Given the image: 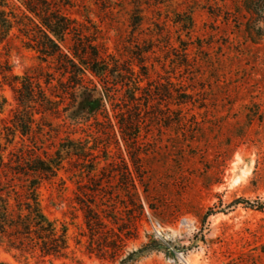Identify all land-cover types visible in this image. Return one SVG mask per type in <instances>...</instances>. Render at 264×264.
I'll list each match as a JSON object with an SVG mask.
<instances>
[{
    "label": "rangeland",
    "instance_id": "374dc122",
    "mask_svg": "<svg viewBox=\"0 0 264 264\" xmlns=\"http://www.w3.org/2000/svg\"><path fill=\"white\" fill-rule=\"evenodd\" d=\"M73 1L75 29L94 41L110 74L70 76L55 61L41 63L16 27L0 43L3 161L14 164L18 150L63 156L39 187L45 215L67 225V257L56 262L112 264L86 251L74 198L97 179L126 201L122 184L132 178L152 209L144 205L127 250L147 236L173 250L135 264H264V0ZM76 38L62 45L69 56ZM25 73L37 75L44 94L22 134L10 121L19 107L14 77ZM183 90L191 98L180 106ZM127 121L135 124L122 131ZM47 259L0 245L8 264Z\"/></svg>",
    "mask_w": 264,
    "mask_h": 264
},
{
    "label": "trees",
    "instance_id": "16d2710c",
    "mask_svg": "<svg viewBox=\"0 0 264 264\" xmlns=\"http://www.w3.org/2000/svg\"><path fill=\"white\" fill-rule=\"evenodd\" d=\"M16 2L19 5L11 0H0V43L7 40L12 29L16 27L23 37V46L35 51L41 63L55 61L63 65V72L70 76L71 73L79 76L81 68L88 69L97 76L113 72L108 69V62L105 63L99 57L94 41L84 37L82 28L75 29V19L71 15L73 0ZM188 21L190 24V18ZM69 36L77 37L76 41L67 47L71 56L62 50V45L67 42ZM80 36L83 42L80 41ZM99 62L104 63L103 67H97ZM37 78V75L31 76L29 73L14 77L18 84L16 93L19 107L10 122L12 127L22 134L30 131L35 112L32 106L39 101V96L44 94ZM67 78L72 86L79 84L72 77ZM190 98L191 93L183 90L179 93L178 104L186 105ZM46 103L54 104L47 99ZM5 104V99L0 95V114ZM180 111L179 118L182 121L184 115L182 109ZM134 124L127 121L125 125L121 124V129L130 131ZM18 153L19 160H15L14 164L5 163L0 148V245L5 246L7 250L18 251L20 256L36 252L42 263L48 258V264H64L56 261L67 257V225L63 223L59 226L56 221L49 219L43 212L39 199L41 183L56 175L62 167L63 156L60 150H56L54 156L49 157L32 155L27 150H18ZM77 155L79 158H85L83 153ZM3 167L7 168L5 173L1 170ZM122 185L125 192L131 193L126 201L114 199L108 182L96 179L90 182V188L78 185L74 198L75 209L81 212L82 229L79 236L85 238L86 251L112 264H135L151 251L173 253L170 245L149 236L137 249L127 250V241L137 236V220L145 215L144 205L147 204L150 209L152 205L147 200V193L142 184L145 199L139 194L134 179L130 178ZM127 210H130L128 214ZM76 242L80 243L81 239L78 238ZM176 248L173 246V249ZM0 264L8 263L0 261Z\"/></svg>",
    "mask_w": 264,
    "mask_h": 264
}]
</instances>
